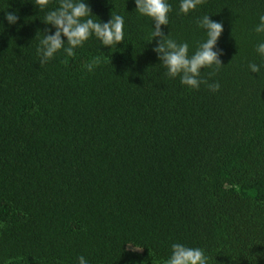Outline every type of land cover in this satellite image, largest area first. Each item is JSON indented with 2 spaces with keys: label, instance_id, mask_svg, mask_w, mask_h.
Returning <instances> with one entry per match:
<instances>
[{
  "label": "trees",
  "instance_id": "trees-1",
  "mask_svg": "<svg viewBox=\"0 0 264 264\" xmlns=\"http://www.w3.org/2000/svg\"><path fill=\"white\" fill-rule=\"evenodd\" d=\"M84 2L98 22L121 15L124 41L93 35L41 66L59 0H0V264H165L174 243L207 264H264V0L188 14L167 0L162 30L189 56L207 40L198 19L223 24L224 66L200 74L215 92L166 75L135 0Z\"/></svg>",
  "mask_w": 264,
  "mask_h": 264
},
{
  "label": "clouds",
  "instance_id": "clouds-1",
  "mask_svg": "<svg viewBox=\"0 0 264 264\" xmlns=\"http://www.w3.org/2000/svg\"><path fill=\"white\" fill-rule=\"evenodd\" d=\"M50 0H34L35 5L43 11ZM136 11L143 16L150 17L155 24L151 33L152 40L159 38L157 46L153 49L158 54V59L167 69L166 75L170 78L180 77L181 83L192 89H199L201 83L207 84L210 91H218L219 82L209 84L207 80H201L202 69L213 68L219 70L222 64L220 55L214 51L217 41L223 32V24L215 22L209 18V15L203 16L197 20V25L206 30L207 40L199 45L196 52L189 56V45L185 43L178 44L165 35L162 27L169 25L168 15L171 5L167 0H135ZM204 3V0H181L180 12L188 14L194 11L197 6ZM91 8L84 0H59V7L46 13L44 23L56 28L55 34H44L43 39L37 48V54L40 57V65L47 64L54 59L56 54L63 50L67 56H74V49L82 47L84 43L93 35L100 40L103 46L112 48L124 41V18L121 15H114L109 22L102 23L91 17ZM5 19L9 24H15L18 16L12 12L5 13ZM260 23L255 27L256 33H264V15L259 17ZM50 31V29L46 30ZM67 37V43L62 39ZM256 51L264 56V43L257 45ZM89 71L93 64L86 65ZM253 73H259L260 67L255 63L249 65ZM172 254L165 264H207V257L200 248H189L180 243L172 244ZM131 248V247H129ZM132 250H141L131 248ZM79 264H88L84 256L78 257Z\"/></svg>",
  "mask_w": 264,
  "mask_h": 264
}]
</instances>
